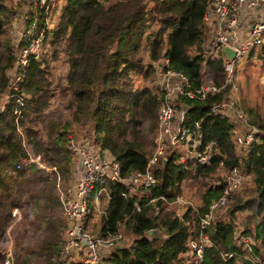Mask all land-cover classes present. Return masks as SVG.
I'll list each match as a JSON object with an SVG mask.
<instances>
[{"label": "trees", "instance_id": "obj_1", "mask_svg": "<svg viewBox=\"0 0 264 264\" xmlns=\"http://www.w3.org/2000/svg\"><path fill=\"white\" fill-rule=\"evenodd\" d=\"M18 1L25 2L0 0V96L7 90L16 52L22 45L16 42L21 5ZM208 1L66 0L57 19V12H52L56 20L44 41L54 51L51 56L28 61L18 88L25 97L21 116L15 122L13 99L0 112V243L8 232L12 235V264H64L58 253L63 222L55 181L58 176L64 184L72 176L63 138L70 133L63 130L60 119L55 124L50 122L42 133L34 128L45 115L50 98L47 60L58 59V52L63 54L60 58L66 73L61 93L67 98L70 121L91 126L88 139L119 163L121 177L133 170L142 171L151 156L161 102V94L151 84L134 85L135 77L143 80L153 72L151 64L143 61L166 59L171 68L188 78L192 87H197L201 79L210 81L201 77L202 68L217 74L212 81L221 83L220 51L215 56L204 48L207 32L202 17ZM254 54L264 63V43L249 51V56ZM227 91L225 86L203 99L176 103L186 118L197 124L194 129L200 131V141L196 150L208 152L207 165L190 156L178 162V154L166 148V159L149 166L155 180L149 197L138 194V190L131 193L126 182L105 183L108 196L99 197L98 211L89 206L84 220L86 230L95 229L91 233L104 235L116 231L119 225L127 241L106 250L98 264H194L187 243L198 238L200 222L211 201L220 196L224 175L233 167L243 177L241 190L213 210L209 223L201 229L211 246L204 248L199 264H255L250 256L264 259V114L253 107H243L238 88V101L247 122L258 129L246 151L234 143L238 125L232 126L209 113L210 105L219 102ZM22 140L54 169L45 171L29 163L17 173V163L26 157ZM247 181L250 186L244 189ZM185 184L187 188L198 186L197 203L177 200ZM150 198L154 200L148 202ZM174 203L184 208L169 209L168 204ZM14 208L21 210L17 221L11 213ZM236 212L245 215L235 217ZM151 228L158 229L165 238L148 239L145 232ZM238 235L249 239L250 251L237 242ZM2 257L0 249V264ZM68 264L83 263L75 260Z\"/></svg>", "mask_w": 264, "mask_h": 264}, {"label": "built area", "instance_id": "obj_2", "mask_svg": "<svg viewBox=\"0 0 264 264\" xmlns=\"http://www.w3.org/2000/svg\"><path fill=\"white\" fill-rule=\"evenodd\" d=\"M66 0H25L26 11L20 14L17 43H22L16 52V60L11 70V79L8 87L2 95L0 112L4 106L13 99L12 114L15 122L23 111L24 98L18 91L28 61L37 59L44 53L43 41L46 32L52 28L54 18L51 12L53 5L60 7ZM18 3H22L19 2ZM245 9L252 10L247 14L250 19L247 28V36H242L240 31V14ZM204 25L211 27L209 36L204 41V48L216 54L220 51L222 58L221 83L215 84L212 80L201 79L197 87H192L188 78L180 71L171 68L166 59L164 63H152L155 68L156 84L160 90L161 102L157 109V122L154 135L155 149L151 154L144 170H133L127 176H120L119 163L104 150L109 159L94 154V149H101L88 138H75L64 136L65 147L70 156L72 176L69 182L60 184L59 177L55 181V194L58 198L63 222V238L59 246V257L65 261L69 256L78 255L83 264H98L99 259L106 250H111L127 241L119 225L116 231L105 233H91L86 230L85 216L89 206L98 209L99 197L108 196L105 188L107 181L126 182L131 188V193L138 190V194L145 198L150 196L149 188L154 183V177L149 170L150 164L156 160L164 161L165 149H173L178 154V162H183L190 156L201 165L208 164V152L203 150L198 153L196 148L200 141V131L195 130L196 123H191L186 118L185 111L176 104L182 99H203L207 94H213L228 86L223 98L209 107V113L219 119L226 120L230 125H238V131L234 135V143L245 148L254 141V135L258 129L247 122L246 114L240 107L237 96V84L235 83L234 65L244 54L251 49H256L264 43V0H209L202 17ZM207 32V30H206ZM224 46L233 51L231 58L225 57L222 52ZM18 125L16 124V127ZM241 127L244 129L242 130ZM18 130V129H17ZM23 147L29 144L22 140ZM30 147V146H29ZM208 146H206L207 148ZM25 149V148H24ZM102 150V149H101ZM26 151V157L16 165V172L22 170L29 163L40 168L47 169L41 162L40 156ZM54 169L53 167H51ZM242 175L233 167L225 175L219 197L211 201L208 212L200 222L198 238L190 239L187 243L189 254H193L192 262L199 264L203 256V250L211 246L206 235L201 232L208 223L213 210L224 206L229 198L241 190ZM123 195V194H122ZM154 199H148L152 202ZM180 200V199H177ZM136 210L139 205L133 202ZM157 209L154 208V213ZM13 217L19 216L16 208L11 211ZM237 242L243 243L250 251L249 239L242 235L237 236ZM231 254H226L230 257ZM249 260L255 264H263L256 256H250ZM8 264L7 257L5 259ZM4 264V263H2ZM10 264V263H9Z\"/></svg>", "mask_w": 264, "mask_h": 264}, {"label": "rangeland", "instance_id": "obj_3", "mask_svg": "<svg viewBox=\"0 0 264 264\" xmlns=\"http://www.w3.org/2000/svg\"><path fill=\"white\" fill-rule=\"evenodd\" d=\"M54 6V5H53ZM61 7H58V5L54 6L51 8V12H57V14L55 15V18L57 19V16L59 15V11H61ZM19 14H23L24 11H26V5L25 2H22L20 7H19ZM54 19V22L55 20ZM53 22V24H54ZM52 24V25H53ZM53 28V27H52ZM50 28L49 31L52 29ZM16 29V28H15ZM18 30V29H17ZM16 30V31H17ZM45 50L44 53L47 54H41L39 56V58H43L46 55L51 56L53 51H54V47L51 46L49 43H47V41H44L43 43ZM58 50L60 51L61 48ZM55 50V51H58ZM216 52H218V50H216ZM63 54L58 52V59L56 60H47L48 64H47V73H46V78L49 79L51 81V85L49 86V88H47L48 90V94L50 96L49 98V102L47 105V109L45 112V115H41V117L39 118V123H37L35 125V129H38L41 133L44 132V127L45 126H49L50 122H53L54 124L56 123L57 119L61 120V123L64 126V131H67L70 133V135H72L75 138L78 137H87L90 138V131H91V126L87 123V122H83V123H74L72 121H70V114H69V110L67 109V107H65V101H66V96H64L63 93H61L63 86L65 85L64 82V75L66 73V65L65 63H63L62 58ZM45 60L47 58H44ZM143 63L146 65L147 63L152 64V63H157L158 65H160V63H164L161 59H159L157 62H149L148 60H144ZM45 64V63H44ZM151 66V65H150ZM151 68L153 69V72L151 73V76H148L146 79H141V77H135V79L133 80L134 85H146V84H151L152 87H154L160 94V90L156 84V74H155V68H153V66H151ZM234 68L236 69L235 72V83L238 85L239 88V100L242 104L243 107L245 106H249V107H253L255 108L258 112L264 114V63H261L258 59H256L255 54L252 56H249V52L245 53L244 56L239 59L237 61V63L234 65ZM201 77L203 78H209L210 80H215L217 77V74H212L210 69H206V68H202L201 71ZM11 79V74H9V81ZM2 96H0V106L2 104ZM45 116H48V119H45ZM46 127V128H47ZM18 130H21L20 127L17 126ZM59 131H62L60 128L58 129ZM155 131V128H154ZM154 134L153 133V138H152V151L151 154L154 152L155 149V143H154ZM152 136V134H151ZM30 146V145H29ZM28 145H25L24 148L27 151H31L33 154L34 152L31 149V146L29 147ZM94 154L102 156L106 159H109V156L107 155V153L104 150H101L99 148H95L94 149ZM35 155V154H34ZM37 155V154H36ZM40 159L41 162L44 164L45 167H47V169L44 168H40L37 165H35L36 168L39 169H43L45 171H50L51 168L49 166V163L45 161V158L43 155H40ZM21 171V170H20ZM19 171H17L18 173ZM18 176V175H17ZM19 178V176L17 177ZM60 184H62L60 182ZM250 185L247 182L244 183L243 187L248 188ZM197 185H191L190 188L186 187V184L184 187H182V193L180 195V200L183 202H188L190 204H195L198 202L197 199ZM250 190V188L248 189ZM139 197V195H137ZM175 207V208H174ZM168 208H174L179 210H182L184 207L181 205H178L177 203L174 204H168ZM15 209V208H14ZM24 209V208H23ZM17 210V209H16ZM100 210V207H99ZM25 212V210H23ZM26 211L28 212V209H26ZM98 211V209H97ZM222 211V210H221ZM17 212L19 213V216H16L14 221H17L20 218L21 215V210H17ZM98 215V214H97ZM240 215H245V213H239L236 212L235 217H238ZM90 221L92 220V217L90 218ZM14 226H12L13 228ZM90 232H95L94 231H90ZM163 235V234H162ZM126 237V236H125ZM130 241V240H129ZM14 246V242L12 241V235L8 234L5 236V240L0 243V249L2 250V254H3V263L6 264V257L8 260V264H12V260L10 258L11 255V250L12 247ZM75 260H79V256L78 255H74V256H69L67 258V260H65L63 263L64 264H68L71 261H75Z\"/></svg>", "mask_w": 264, "mask_h": 264}, {"label": "crops", "instance_id": "obj_4", "mask_svg": "<svg viewBox=\"0 0 264 264\" xmlns=\"http://www.w3.org/2000/svg\"><path fill=\"white\" fill-rule=\"evenodd\" d=\"M249 12H252V10H248V9H245L244 11H242L241 12V14H240V26H239V30L240 31H242V36L243 37H246L247 36V32H248V28H247V24H248V22H249V18L247 17V14L249 13ZM205 26V28H206V30H207V36H209L210 35V33H213V31H210L211 30V27H208V26H206V25H204ZM218 53V52H217ZM217 53L216 54H214V53H212V52H210V54H212V55H217Z\"/></svg>", "mask_w": 264, "mask_h": 264}, {"label": "water", "instance_id": "obj_5", "mask_svg": "<svg viewBox=\"0 0 264 264\" xmlns=\"http://www.w3.org/2000/svg\"><path fill=\"white\" fill-rule=\"evenodd\" d=\"M222 52L224 53L225 57L227 58H231L233 56V51L232 49H230L229 47L227 46H224L222 48ZM145 235L148 239H154V238H157V239H164L165 237L162 235V233L156 229V228H151V229H148L146 232H145Z\"/></svg>", "mask_w": 264, "mask_h": 264}]
</instances>
